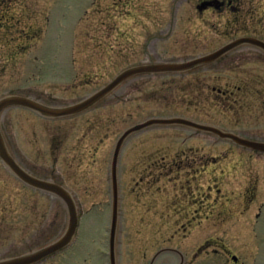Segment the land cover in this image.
<instances>
[{
	"label": "rangeland",
	"instance_id": "1",
	"mask_svg": "<svg viewBox=\"0 0 264 264\" xmlns=\"http://www.w3.org/2000/svg\"><path fill=\"white\" fill-rule=\"evenodd\" d=\"M210 1L0 0V99L43 93L81 100L128 68L188 62L220 50L245 32L264 36V0H235L230 10L203 14ZM233 7H239V12H233ZM192 70L134 77L87 113L79 125L70 121L36 124L43 139L42 155L19 157L42 165L40 172L48 180L55 173L62 177L80 200L75 242L43 264H111L112 203L102 192L111 180L115 146L128 129L151 119L179 118L264 143L263 55L236 52L204 70ZM237 85L243 90L236 91L233 86ZM228 86L235 95L221 98L218 90ZM4 117L21 142L25 133L35 130L34 117L22 110H7ZM62 133L87 135L84 167H53L57 150L53 152L48 139L54 141ZM214 136L180 125L153 126L124 143L119 160L118 264H149L161 248L182 249L181 235H162L148 227L145 204L157 201L160 190L169 202L181 201L188 190L185 181L192 174L201 179L204 215L201 230L189 242L218 240L229 249L247 243L252 249L250 264H264V235L259 231L264 218V153ZM150 167H172L168 177L154 183L152 192L147 191V180L136 185ZM88 186L100 190L99 196L85 199ZM246 196L248 206L242 203ZM221 213L242 214L217 232L215 217ZM67 226L64 203L30 192L0 167V260L51 244ZM236 228L240 235H235ZM174 262L173 256H166L157 264Z\"/></svg>",
	"mask_w": 264,
	"mask_h": 264
},
{
	"label": "flooded vegetation",
	"instance_id": "2",
	"mask_svg": "<svg viewBox=\"0 0 264 264\" xmlns=\"http://www.w3.org/2000/svg\"><path fill=\"white\" fill-rule=\"evenodd\" d=\"M235 0H211L210 2H212L210 5V7H208L207 9L203 10L202 13H206L209 11H218V12H222L225 10V8H227V10H230L232 8V4ZM205 2V1H204ZM208 2V1H206ZM239 8V7H238ZM237 7H233L232 10L233 12H239ZM251 12V11H250ZM232 13V12H231ZM251 15V13H250ZM244 18V17H243ZM260 29V28H259ZM242 37H247L249 39H254L256 41L262 42L264 44V36L255 33V32H245L244 35L238 36V37H233L232 39H230L229 41H227L226 45L234 42L236 40H239V38L242 39ZM241 51H250V52H256L257 54H261L264 57V50L261 48H258L255 45H244V46H240L234 50H232V52L227 53L226 55H224L222 58H220L219 60H217L214 63L205 65V66H200L198 68L193 69L190 73L194 72V71H201L206 69L209 66H213L214 64H217L218 62L222 61L223 59H225L226 57H229V55H233L236 52H241ZM250 55V54H248ZM130 80V79H129ZM127 80V81H129ZM126 81V82H127ZM232 86V85H230ZM230 86H228V88L226 90L224 89H220L218 90L219 93H221V98L228 95L229 93V97L232 95H235L232 91L231 88H229ZM245 86V85H244ZM234 89H236V91H242L243 87L242 86H233ZM213 91H216L215 88H213ZM36 92V91H34ZM46 96L43 95V93L41 94H37V93H32V96L28 95V94H21L20 96L23 98H27L33 102H37L40 104H43L45 106L48 107H66V106H70L73 104H76L82 100H84L85 98L81 99H65L61 97H59L58 95H50V94H45ZM112 95V94H111ZM88 97V96H87ZM228 98V96H227ZM107 98L103 99L102 101H100L99 103H97L95 106H93L92 108L88 109L87 111L77 114V115H73V116H68V117H60V118H51V117H44L36 112H34L33 110H30L28 108H24V107H10L7 108L1 115L0 117V129L7 147V150L9 152V154L12 156V158L17 162L18 166L21 167L27 174H29L30 176L39 179V180H45V181H49L52 182L58 186H61L65 189H67L72 196L74 197L76 203H80V200L78 198V196L74 193V191L71 190V188H69L68 185H66L64 183V179L60 176H58L56 173L54 176L51 177L52 180H48L49 178H47V176H44L45 174L40 172L39 167H41L42 165L35 163V164H31L30 162H25L23 159H21L19 157L20 156H28L31 155L30 153H32L35 156L40 157L42 155V141L43 139L41 137H39V133H38V129L36 124H38L39 126L41 125L42 122H46L48 124H53V123H58V122H72L73 125H79V123L82 120H86L85 119V115L91 111H93L94 109L100 107V105H102ZM10 109H19L22 110L26 113H28L31 117H34L33 119H35L36 122H34V129L33 132H29V133H25L23 136V141L21 142V140H19V138L15 137L13 134V128H11L10 124L5 122V117H4V113L7 110ZM78 122V123H75ZM71 124V123H70ZM73 127V126H72ZM58 128H63L65 129L64 126L59 127L56 126V129ZM191 129V128H190ZM194 130V129H192ZM196 131V130H195ZM198 133V131H196ZM235 136H238L240 138H243L241 135L235 134ZM217 137V136H214ZM218 138V137H217ZM220 139V138H219ZM49 140V147H52L51 149L53 150V152L55 150H57L56 153V157H55V165L53 167H84V161H86L85 159V143L88 142V137L86 134H82L80 135V133H77L76 135L70 134L68 135L67 133H62L59 137H56L54 139V141ZM73 140V141H72ZM227 141V140H225ZM230 142L232 145H236V146H240L239 144L235 143L234 141H228ZM70 147V149H68ZM66 151V152H65ZM75 161H79V163H75ZM0 167H3V169L5 170V172L10 176V178H12V180H15V182H17L18 184H20L23 188L29 190L30 192H34L35 194H39V196L41 195L40 190L34 189L26 184H24L21 180H19L8 168L7 165H4L2 162L0 164ZM191 168L192 171H194V173H199L198 170L196 169H192V167H188ZM172 167H150V170L147 173V176L145 177H141L140 181L138 183H136V185L139 187L140 185L143 184L144 180H147V184L149 185L147 188L149 192H152V189L154 187V183H156L158 180H161V178H166L170 175ZM119 174H120V169H118V195H119V201H120V196H121V185H120V181H119ZM190 175V174H189ZM191 179L185 181L187 186L186 188L188 189L187 191H184V195L180 196V198H182L181 201H177L174 203L169 202V200L167 199V197L164 195L163 190H160L158 192H156V194H160V197H158V199H155L157 201H153L152 199L148 200V203L145 204L146 206V212L145 214L146 217H148L149 221H148V227L150 229L155 228V231L159 234L162 235H168L171 232L173 233L172 236H178L181 235V238L179 239L181 241V248L182 249H178L176 247H164L161 248L157 251V253L154 255V257L152 258V260L150 261L149 264H157L159 259H161L162 257H166V256H173L175 258V262L171 263V264H250L251 261V257H252V252L248 246L247 243H241L240 245L234 246L236 247L235 249H229L226 248V245L223 244L222 242L215 240V243H204L202 244L201 242L198 245H193L189 242L190 238H192V236L194 234H197V231L199 232V230H201L202 228V219H203V202H202V195H201V189L199 184L201 183V179L196 177V174L194 176V174L190 175ZM83 180L84 182H88V177H86L85 175H83ZM151 180V181H150ZM109 183V184H108ZM108 184V190H104L102 193H105L104 197L107 195L109 200L112 203V199H113V190H112V183L111 180L107 181ZM91 186V185H90ZM88 186L87 188H85L84 193H86V197L85 199L87 200H91L95 194L97 195V197L99 196V194L101 193L100 190L95 189L93 190L92 187ZM106 189V187H105ZM97 191L99 192V194H97ZM188 191L190 193V195H188ZM51 196V195H50ZM54 197V196H52ZM243 197V195H242ZM58 200H60L58 197H54ZM244 200L242 201V203H244L246 206H248L249 201L247 200L248 197L246 196L245 198H243ZM61 201V200H60ZM62 202V201H61ZM226 213V212H225ZM243 213V212H242ZM224 214L221 213L219 214L218 218L216 219L215 217V227H217V229H215L217 232L221 231L222 228L228 224L229 221H231L232 219H237L240 218L241 214ZM206 218H208V216H205ZM259 217V215H256V219ZM260 218V217H259ZM258 218V219H259ZM27 219V218H26ZM209 219V218H208ZM221 219V220H219ZM9 220L7 221V224H9ZM259 223L261 224V229L259 230L260 233L262 235H264V218L263 221H259ZM27 224V222H26ZM220 229V230H219ZM238 233H236L235 235H240L241 234V230H238V228H236V230ZM247 231H250V229L248 228ZM227 232V231H225ZM38 233V231H37ZM247 233L244 234V236H246ZM250 235V234H248ZM71 246V245H70ZM69 246V247H70ZM68 247V248H69ZM68 248L63 249L49 257H47L46 259L37 262L35 264H43L47 261H49L50 259L62 254L63 252H65ZM39 250V248L37 249H31L30 253L33 251ZM164 252L160 255H158L160 252ZM28 254V253H27ZM158 255V256H157ZM264 255V253H263ZM218 257V259H217ZM203 258H208L206 260H203ZM169 264V263H167Z\"/></svg>",
	"mask_w": 264,
	"mask_h": 264
},
{
	"label": "water",
	"instance_id": "3",
	"mask_svg": "<svg viewBox=\"0 0 264 264\" xmlns=\"http://www.w3.org/2000/svg\"><path fill=\"white\" fill-rule=\"evenodd\" d=\"M244 45H255L258 48L264 50V44L262 42L256 41L254 39L242 38L229 43L228 45L224 46L223 48L212 54L199 57L188 62L166 63V64L151 63V64L131 67L121 72L111 83L107 84L93 95L85 98L84 100L76 104L66 107H54V108L48 107L18 95L4 96L0 99V117L2 113L7 108L10 107L28 108L44 117H51V118H60V117L77 115L87 111L88 109L92 108L103 99L110 96L119 86H121L124 82H126L129 79H132L137 76H141L143 74L154 75V74H166V73H171V74L184 73L189 70L198 68L200 66L208 65L213 62H216L224 55H226L228 52ZM178 125L186 126L196 131L213 133L220 138L232 140L235 143L239 144L240 146H244L246 148L264 153V143L251 142L244 139H240L235 135L225 133L219 129L196 124L179 118L151 119L149 121H146L145 123L139 124L125 131L121 135L115 146L111 161V169H110L111 183L113 190L112 218H111V227H110V236H109V258L111 264H118L117 250H116L118 226L120 219V201L118 195V169H119L120 155L124 143L128 140V138H130L135 133H138L147 128L153 126H178ZM0 160L4 165H7L8 167L6 168H8L24 184L34 189L40 190L45 194L58 197L64 203L68 212V226L64 234L59 239L31 253L15 258L0 260V264H35L70 246L75 240L79 225V207L72 194L67 189L58 186L52 182L39 180L30 176L21 167H19L17 162L12 158V156L9 154L7 150L1 129H0ZM162 253L164 252L162 251L158 255Z\"/></svg>",
	"mask_w": 264,
	"mask_h": 264
}]
</instances>
